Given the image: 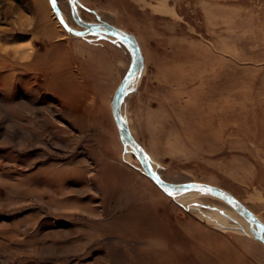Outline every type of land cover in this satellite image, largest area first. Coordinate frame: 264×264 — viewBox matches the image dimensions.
I'll return each mask as SVG.
<instances>
[{"label": "rangeland", "instance_id": "rangeland-1", "mask_svg": "<svg viewBox=\"0 0 264 264\" xmlns=\"http://www.w3.org/2000/svg\"><path fill=\"white\" fill-rule=\"evenodd\" d=\"M76 6L140 45L120 114L154 172L221 187L264 222V0ZM130 65L50 0H0V264H264L226 201L162 190L123 144L110 101Z\"/></svg>", "mask_w": 264, "mask_h": 264}, {"label": "water", "instance_id": "water-1", "mask_svg": "<svg viewBox=\"0 0 264 264\" xmlns=\"http://www.w3.org/2000/svg\"><path fill=\"white\" fill-rule=\"evenodd\" d=\"M77 2L78 0H68L70 5L71 15L74 21L82 26L81 31H76L70 28L64 20L59 15V11L57 9V5L54 0H50V3L55 10L56 14L59 17V20L64 24V26L74 34H92V33H102L109 36H113L122 42L129 49L131 54V65L127 72L122 77L121 81L117 85L113 96L110 101L111 112L114 118L115 124L117 126L119 136L121 141L125 145L132 146L137 156L141 162V165L144 171L148 176L164 191H175L182 189H197L209 192L215 196L220 197L224 201H226L235 211L238 212L249 224L253 234L256 238H258L264 244V222H262L255 214L250 212L247 207L237 199L232 193L229 191L204 182L199 181H186V182H167L161 179L150 166L146 152L142 145L132 136L128 127L124 123L121 114H120V104L121 100L130 85L133 77L136 73L141 70L143 65V56L141 53L140 46L135 38V36L125 31L124 29L117 27L111 23L106 21L98 20V21H88L84 20L78 13L77 10Z\"/></svg>", "mask_w": 264, "mask_h": 264}, {"label": "crops", "instance_id": "crops-1", "mask_svg": "<svg viewBox=\"0 0 264 264\" xmlns=\"http://www.w3.org/2000/svg\"><path fill=\"white\" fill-rule=\"evenodd\" d=\"M126 68V62L124 61V64H123V67H122V69H121V71H120V74H119V76L122 74V72L124 71V69ZM110 70V72H111V74H114L113 73V71L111 70V69H109ZM118 77V76H117ZM116 78V77H115ZM117 85V84H116ZM115 91V90H114Z\"/></svg>", "mask_w": 264, "mask_h": 264}, {"label": "bare ground", "instance_id": "bare-ground-1", "mask_svg": "<svg viewBox=\"0 0 264 264\" xmlns=\"http://www.w3.org/2000/svg\"><path fill=\"white\" fill-rule=\"evenodd\" d=\"M83 28V27H82ZM137 40V39H136ZM138 42V41H137ZM139 44V43H138ZM140 46V45H139ZM141 49V48H140ZM142 53V52H141ZM135 77V76H134ZM133 77V78H134ZM133 80V79H132ZM132 82V81H131ZM117 87V86H116ZM116 89V88H115ZM259 218V217H258ZM260 219V218H259ZM261 220V219H260ZM262 221V220H261ZM263 222V221H262ZM196 256V255H195ZM198 257H199V255H198ZM177 263H174V264H181V262H179V261H176ZM210 262V261H209ZM158 264H163V262H159ZM165 264H167V263H165ZM209 264V263H208Z\"/></svg>", "mask_w": 264, "mask_h": 264}]
</instances>
